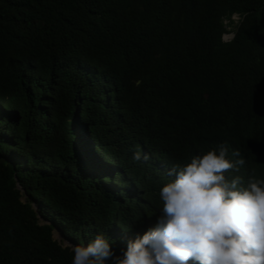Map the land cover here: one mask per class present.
<instances>
[{
    "label": "trees",
    "instance_id": "16d2710c",
    "mask_svg": "<svg viewBox=\"0 0 264 264\" xmlns=\"http://www.w3.org/2000/svg\"><path fill=\"white\" fill-rule=\"evenodd\" d=\"M221 146L227 179H264V0H0V264L101 233L119 256Z\"/></svg>",
    "mask_w": 264,
    "mask_h": 264
},
{
    "label": "clouds",
    "instance_id": "9594fccd",
    "mask_svg": "<svg viewBox=\"0 0 264 264\" xmlns=\"http://www.w3.org/2000/svg\"><path fill=\"white\" fill-rule=\"evenodd\" d=\"M242 19L238 13L224 19V42ZM132 158L140 161L141 153ZM243 163L229 160L221 146L175 167L174 179L159 189L155 227L129 240L119 256L110 238L97 234L86 246H72V264H264V179L243 187L240 177L225 176Z\"/></svg>",
    "mask_w": 264,
    "mask_h": 264
},
{
    "label": "rangeland",
    "instance_id": "374dc122",
    "mask_svg": "<svg viewBox=\"0 0 264 264\" xmlns=\"http://www.w3.org/2000/svg\"><path fill=\"white\" fill-rule=\"evenodd\" d=\"M56 238H57L58 240H62V237H61L59 234H56ZM65 246H67V244H65Z\"/></svg>",
    "mask_w": 264,
    "mask_h": 264
},
{
    "label": "built area",
    "instance_id": "2783aa9c",
    "mask_svg": "<svg viewBox=\"0 0 264 264\" xmlns=\"http://www.w3.org/2000/svg\"><path fill=\"white\" fill-rule=\"evenodd\" d=\"M234 19H237V17L235 16Z\"/></svg>",
    "mask_w": 264,
    "mask_h": 264
}]
</instances>
